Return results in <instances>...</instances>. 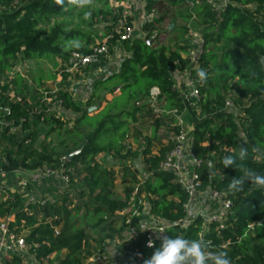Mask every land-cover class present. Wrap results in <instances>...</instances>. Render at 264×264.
Segmentation results:
<instances>
[{"label":"trees","instance_id":"obj_1","mask_svg":"<svg viewBox=\"0 0 264 264\" xmlns=\"http://www.w3.org/2000/svg\"><path fill=\"white\" fill-rule=\"evenodd\" d=\"M84 1L0 0V108L8 110L0 114V122L27 133L18 140L8 129L1 130L0 173L35 170L44 165L59 168L62 158L68 159L80 150L63 164L69 184L58 194V201L46 206L25 205L18 193L5 197L0 192V220L10 233L23 236L26 252L36 264H44L53 253L57 256L55 264H112L108 257H94L92 251L103 248L107 241L122 240L126 230L139 228L145 202L151 217L171 225L168 236L210 241V251L227 252L231 264H264V188L246 181L240 191L227 190L230 179L246 170L264 175V43L258 42L264 41V0H225L224 8L219 0H145L143 10L150 21L142 26L144 37L125 41H120L123 28L117 24L124 8L113 10L109 0H90L100 7L92 14L101 25L100 37L93 39L73 28L71 22L82 19L84 9H77ZM190 21L203 42L197 64L190 71L200 94L193 106L183 103L172 79L174 72H186L190 52L198 48L188 26ZM165 22L174 27L168 31ZM126 26H132L131 18L126 19ZM107 35L111 36L106 42L107 54L73 78L104 69L118 44L129 56L121 62L118 73L93 85L84 104L68 89L57 90L61 107L79 115L68 130L72 140L61 153L48 144L37 151L38 134L33 123L49 128L45 141L60 132L65 123L48 110L41 96L27 99L29 90L21 75L5 78L3 73L11 72L18 61H44L56 68L57 60L61 73L70 54H89L90 48L101 44ZM200 70L206 73L203 81L197 75ZM114 87L119 88L116 93ZM153 88L159 94L151 106ZM103 94L114 97L106 100ZM227 100L232 102L233 112L225 108ZM102 103L105 106L98 114H90L89 107ZM173 110L183 114L188 125L190 152L200 164L196 169L200 189L209 187L231 201L223 229L214 224L204 229L200 216L183 226L187 196L171 173L158 170L174 145L172 135L178 133V128H170L172 135L166 143L158 136L164 114ZM144 111L153 121L151 136L142 138L145 177L139 178L129 166L137 151L128 149L123 140L132 127H137V116ZM99 114L101 119L96 120ZM241 147L247 149L248 158L240 167L224 168L220 164L223 156ZM100 154L120 162L121 193L116 192V172L97 161ZM215 170L219 177L217 174L213 179ZM159 245L147 248L140 234L135 240L122 241L120 250L128 264H145ZM0 264L26 263L13 255L4 256Z\"/></svg>","mask_w":264,"mask_h":264},{"label":"built area","instance_id":"obj_2","mask_svg":"<svg viewBox=\"0 0 264 264\" xmlns=\"http://www.w3.org/2000/svg\"><path fill=\"white\" fill-rule=\"evenodd\" d=\"M219 6L221 8H224L226 6L225 0H219ZM112 0H109L110 7L112 8ZM114 8L123 6L122 4H118L114 2ZM124 7V6H123ZM128 10H125L123 13V16L118 21V27L123 28V34L121 35L120 41L125 40H131L133 39V27L126 26V19L130 18L127 16ZM197 37V42L201 46L203 44L200 36ZM111 38L110 35L105 36L103 42L101 44H98L95 47L90 48V53L87 55H82L80 53L74 52L70 54L69 56V62L65 64L64 69L60 74L64 76L65 75H71L72 73L80 72L82 68L87 66L88 64H94L97 63L102 55L107 54L108 48L106 45L107 40ZM197 44V43H196ZM192 50L190 52V62L188 64L187 70L185 72L186 76L183 82L182 88H180L181 97L183 99V103L186 105H195L200 100V94L199 90L197 88L195 80L191 77L190 71L195 68L197 64V58L191 57V55H194L198 53V56L200 55V47ZM10 78V77H9ZM159 94V91L157 88H153L150 91V97L149 102L151 106H154L156 102V97ZM42 100L46 103L48 106V110L50 112H54V106L58 105L61 106L59 99L57 98V90L50 92H42L41 94ZM225 108L227 110H233V104L231 101L227 100L225 102ZM8 110L6 108H0V114L7 113ZM233 112V111H232ZM168 114H171L175 117L176 123L173 125L172 128H178V133L173 134L172 138L174 141L173 147L165 154L164 158L161 160V162L158 165V170L162 172H168L171 173L174 177V182L181 188V190L184 192V194L187 196V202L183 205L184 210L187 213L186 217V225L184 223L183 226H187L191 220L196 217L200 216L204 219V226L206 229L207 226L210 224H214L219 227V229L224 228V220L226 216L229 214L232 204L231 201L222 193L216 192L211 190L209 187L207 189L209 191V198L212 199L214 202L217 203L216 209L211 212L207 217L204 216L202 213H198V215L193 216L191 219H187L190 217L188 215V212L190 211L191 205L193 202L199 198L200 201L203 197L204 193H200V179L196 172V169L200 166L197 159L192 155L190 151H188V147L190 146V138H189V130L188 125L185 122L183 114H179L176 110L167 112ZM8 129L9 133L11 135H16L18 133L19 127H14L10 123L6 122H0V130ZM187 159V161H185ZM67 158H62L60 161V167L59 168H51L48 166H42L39 167L33 171L31 170H17L10 173H0V192L4 194V196H8L10 192V188L6 186L2 180L3 176H12L17 180L18 184V194L23 197H28L27 202H24L26 204L34 205L38 204L39 206H46L49 203L53 201H58V196H48L46 193L44 196H36L34 195L33 188L37 185L46 184L49 186L48 189L52 188L53 186L50 185V181L53 179H58L60 183H62V186L64 190L66 189L67 185L69 184V178L68 175L65 174L64 163L67 162ZM63 190V191H64ZM62 191V192H63ZM31 192V193H30ZM61 192V193H62ZM23 193V194H21ZM23 200V199H22ZM204 208L202 209V211ZM190 220V221H189ZM260 224V223H259ZM171 228V225L165 222H156L150 226L147 227L145 231H142L141 233L134 232L132 235L133 237L128 240H135L138 235L143 234L145 237V245L147 248H153L160 240L157 238L160 235H167L168 230ZM253 226L249 227V230H252ZM164 232V233H159ZM54 234L58 235V230L54 229ZM153 241V246H148V241ZM17 253H27L26 252V244L24 241L23 236H17L15 234H12L7 229V224L2 221L0 224V260L4 256H13L17 255ZM20 257V256H18ZM21 258V257H20ZM97 258V257H96ZM94 258L92 257L90 261H92ZM47 261L44 262L46 264ZM37 263V262H36ZM35 263V264H36ZM112 264H128L120 263V262H113Z\"/></svg>","mask_w":264,"mask_h":264},{"label":"rangeland","instance_id":"obj_3","mask_svg":"<svg viewBox=\"0 0 264 264\" xmlns=\"http://www.w3.org/2000/svg\"><path fill=\"white\" fill-rule=\"evenodd\" d=\"M139 1L141 3L142 0H129V4L131 5V2L134 3L131 6V13L129 11H127V16L131 17V19L133 20L134 18L138 19L137 24L139 25L137 28L136 33L138 34H142V26L144 25V22H148L150 21V18L147 17L145 15V13H140V11L136 10L135 11V4H139ZM109 3V1H108ZM196 7V4H194ZM99 6L93 4L90 0H86L84 1L82 4L78 5V9L77 11H79L81 8H83V14H82V19L79 20H73L71 22V26L74 28L77 27V29L79 31H81L84 34H88L90 35L93 39L96 38L97 35V31H96V27L97 26H101L98 23L95 22V20H93L92 18V14L94 13V11H96L98 9ZM104 5L101 6V8H103ZM114 2L112 3V8H114ZM100 8V7H99ZM130 9V8H129ZM139 14V16H138ZM137 15V16H136ZM146 18V21H145ZM189 28L192 30L191 32L193 34H197L199 36V30L196 27V25L194 24L193 21L189 22ZM71 27V28H72ZM132 27L134 29V24H132ZM164 27L167 28L168 27V23L165 22ZM135 32V30H134ZM133 32V38L134 35L136 33ZM236 37H240L236 32H235ZM142 37H144L143 35H141ZM196 38L193 35V39ZM259 43H264V41H258ZM98 43H96L97 45ZM198 44V42H197ZM199 46V44H198ZM214 52L219 55V53L216 52V50H214ZM191 57H198V53L191 55ZM54 65L53 64H48V63H44V61L39 62L38 64L35 62H22V61H18L16 63L15 68H13V70L11 72H4L3 76L5 78H13L15 77L17 74L21 75L23 80L26 81V86L29 90V93L27 95V99H30L31 101L33 99H37L41 96L42 92H52L54 90H58L59 88H61L68 80V77H63L62 74H59L58 77H56V73L57 71L54 70ZM69 75V74H68ZM73 75V73L71 74ZM3 77V78H4ZM70 77V75H69ZM83 77V78H82ZM81 78L83 80L87 82L86 78L88 77V74H86L85 76H82ZM57 78V79H56ZM185 79V75H182V81ZM59 80V81H58ZM71 82H77L78 80L76 78H70ZM181 81V82H182ZM85 83V84H86ZM176 84V82H175ZM177 85V84H176ZM108 97L110 98V95H108ZM102 98V97H101ZM85 100V98H84ZM82 104H84L83 100H82ZM99 104V103H98ZM101 105H98L97 108H93L92 106L89 107V109H91V113L90 114H98L101 111ZM54 112L56 113L57 117L60 118L61 122L65 123L64 128L58 132L57 134H54L51 136L49 141H45V136L47 134V132L49 131V128L44 126L42 123H37L34 122L33 126H34V130L37 132L38 134V139L37 142L35 143V148L37 151H39L41 149V147H46L47 144L49 145V148H51L53 151L57 152V153H61L64 152L66 149V146L71 142L70 140V134L68 132L69 128L72 126V122L79 116L78 114H75L74 112L71 111H67L65 109H63L61 106L59 107L58 105L54 106ZM99 118V119H98ZM100 120L101 116L100 114L98 115V117L96 118V120ZM140 121V124L138 125V127H140L143 130V135H149L151 133V120L149 118H145L143 119L142 117H140V119H138ZM153 121V120H152ZM33 122V120H32ZM87 122V121H86ZM167 120L164 119V121H162L161 123V128H160V134L166 135L168 134V127H166L167 125ZM140 128L137 130V127H132L131 131H130V135L128 140V148H131L132 151H137V154L140 155V150L142 145L141 142V138L139 137V135L137 134V131H140ZM86 129V128H85ZM87 130V129H86ZM89 130V129H88ZM1 132V130H0ZM25 132L19 131L18 133H16L15 136H17L18 140H22L26 137ZM102 154L98 155L97 159L101 158L102 159V164L103 165H108L111 168H113L114 171H116L119 168V161L117 160V158L114 157H107L104 156L102 158L101 156ZM137 155V156H138ZM101 156V157H100ZM211 168H214V162L211 160ZM131 164H134V171L136 172V174L139 176L140 178V174L142 172V168H141V164L139 162V159L134 160ZM33 171V170H31ZM215 173L217 175V170H215ZM214 177V176H213ZM4 184L6 186H8L10 188V192L11 193H18V184H17V180L12 177V176H3L2 178ZM58 187H62V183H59L58 185H56ZM54 191H57V187H53ZM122 191V186L120 184V179L118 176V184H117V188H116V192L119 194ZM200 193H204L203 197H210L209 196V191L208 190H199ZM23 194V193H21ZM41 196V195H39ZM42 197V196H41ZM55 197V196H54ZM22 199L24 202H27L28 197H23ZM202 200V198H201ZM210 200V198H209ZM211 204V202H210ZM212 205V204H211ZM142 206H143V211H142V218L143 221L144 219H149V221L146 222V225H150V220H152L149 211H148V205L145 202H142ZM214 206V205H212ZM216 209V207H212L210 208L207 213L213 212ZM190 211L188 212L189 215ZM195 216V214L193 215ZM193 216L188 217L187 219H191L193 218ZM204 216H206L204 214ZM157 222V220L155 221ZM2 223V221L0 220V224ZM154 223V221H153ZM186 225V223H185ZM147 229L146 228H141L142 231H145ZM136 232L134 230H126L123 236L122 240H113V241H107L105 244H103V251L101 252V249L97 247V249L92 251V255L94 257H98V256H103V257H108L111 260H113V262H120V263H125L126 260L122 257V251L120 250V244L122 241L124 240H128L131 239L133 237V233ZM18 256L21 257V259L26 263V264H35L36 260L33 259L30 255H28L27 253H17ZM56 253H53L48 259L46 264H55L56 263Z\"/></svg>","mask_w":264,"mask_h":264},{"label":"crops","instance_id":"obj_4","mask_svg":"<svg viewBox=\"0 0 264 264\" xmlns=\"http://www.w3.org/2000/svg\"><path fill=\"white\" fill-rule=\"evenodd\" d=\"M144 2H145V0H142L141 1V3H140V1H139V4L137 5V4H135V11L136 10H138V11H140V13L142 14V13H144V10H143V7H144ZM134 3H132L131 2V5L129 4V0H126V2H124L123 3V6H121V7H123L124 8V11H123V13L125 12V10H128L130 13H131V6L133 5ZM130 8V9H129ZM146 15V14H145ZM137 16V15H136ZM138 16H139V14H138ZM131 18V17H130ZM145 21H146V18H145ZM137 22H138V19L137 18H134L133 20H132V24H134V30H135V32L134 33H136V31H137V28H138V24H137ZM145 23V22H144ZM168 27H169V23H168ZM168 27H167V30H168ZM174 27V26H173ZM96 31H97V35H99V37L102 35V33H103V31L101 30V26H97L96 27ZM169 31V30H168ZM142 32V31H141ZM96 35V36H97ZM141 35H143L144 36V34H143V32H142V34H138V33H136L135 35H134V38H142V36ZM195 37L196 36H198L196 33L195 34H193ZM193 42L194 43H197V37L196 38H194L193 39ZM129 56V53L125 50V49H123V47L120 45V44H118V45H116L114 48H113V53L111 54V56H110V58H109V60H108V62H107V64H106V66H105V68L104 69H102V70H96V71H93V72H91V73H88V77L86 78V80H87V82L88 83H86V81L85 80H83L81 77L79 78V79H77L78 81L77 82H71L70 81V78H71V76L72 75H70V77H68L67 78V82L62 86L63 88H66V89H68L71 93H72V95L74 96V99L76 100V101H78L79 103H82V100H83V102H85L86 101V99L89 97V95L92 93V87H93V85L96 83V82H98V81H102V80H104V79H106L107 77H109V76H111L112 74H115V73H118L119 72V70H120V66H121V62L125 59V58H127ZM57 63H58V66H61L60 64V61L59 60H57ZM58 66L54 69L55 71H57V73H56V77H58V75L60 74V71L61 70H59V68H58ZM58 68V69H57ZM75 74V73H74ZM73 74V75H74ZM185 75L186 76V74H185V72H174V74L172 75V79H173V82H174V84H175V82H176V84H175V87L176 88H178L179 90H180V88H182V84H183V82H184V80L182 81V75ZM86 75V74H85ZM85 75H83V76H85ZM22 77V76H21ZM73 78V77H72ZM57 79V78H56ZM59 81V80H58ZM182 81V82H181ZM86 83V84H85ZM115 88H117V89H115ZM60 89V88H59ZM119 90V88L118 87H114L113 88V91L116 93L117 91ZM108 95L109 94H103L102 95V97L104 96V98L106 99V100H111L114 96L113 95H110V98L108 97ZM84 98H85V100H84ZM97 105L98 104H95V106L97 107ZM101 105V104H100ZM102 107V109H103V107L105 106V104L104 103H102V105H101ZM101 109V110H102ZM146 112L144 111V112H141V113H139L138 114V116H137V118L138 119H140V117H142L143 119H147V118H149L150 120H151V126H152V118H150V117H146ZM165 116L163 117V121H164V119L165 120H167V126L166 127H168V134H166V135H161L160 134V132L162 131H159L158 132V136L159 137H162L163 139V141H165V142H163V143H166V140H168V137H171V135H172V133H170V128H172L173 127V125L176 123V120H175V117L173 116V115H171V114H168V113H165L164 114ZM140 124V121H138V125ZM138 125H137V127H138ZM140 127H138V129H139ZM137 129V130H138ZM132 132V131H131ZM151 132H152V130H151ZM139 133H140V135H139V137L141 138V142H142V147H141V150H142V148L144 147V144H143V141H142V138H143V136L144 137H150L151 136V133L149 134V135H143V130L140 128V131H139ZM129 138V136L128 137H126V138H124V140H123V142H124V144L127 146V148H128V139ZM128 149H131V148H128ZM141 150H140V152H141ZM188 151H190V146L188 147ZM102 156V158L104 157V155L102 154L101 155ZM100 156V157H101ZM107 157H110V156H107ZM112 157V156H111ZM137 159H139V162H140V164H141V168H142V172H141V178H144L145 177V174H144V171H143V165H142V160H141V154L140 155H138L136 158H134L133 160H131V162L129 163V166H131L132 168H133V170H134V167H135V165L134 164H131L134 160H137ZM97 161L100 163V164H102V159L101 158H99V159H97ZM185 161H187V159L185 160ZM103 165V164H102ZM119 165H120V162H119ZM118 165V166H119ZM104 166H106V165H104ZM106 167H108V168H111L110 166H106ZM136 168V167H135ZM113 169V168H112ZM116 172V176H117V183H118V176H119V174H120V172H119V168L115 171ZM217 174H218V177H219V173H218V171H217ZM210 175L211 176H213V174L212 173H210ZM217 176H216V173L214 174V178L213 179H216V178H218ZM50 185H52L53 187H57V191H54L52 188H50V189H48L49 188V186L48 185H46V184H41V185H37V186H35L34 188H33V194L34 195H36V196H39V195H41V196H44L46 193H48V194H46V195H48V196H58V194L60 195L61 194V192L64 190V188H63V186L62 187H58V186H56V185H58L59 183H60V181L58 180V179H53V180H51L50 182ZM31 193V192H30ZM210 202H211V204L212 205H214V206H212L211 204H210ZM217 206V203L216 202H214L212 199L211 200H209V198L208 197H202V201H200L199 200V198L198 199H196L194 202H193V204L191 205V208H190V213H189V215L190 216H193L194 214L195 215H198V213L200 214V213H202V214H205L206 215V217L211 213H207V211L210 209V208H212V207H216ZM204 208V210L202 211V209ZM152 220H150V225H152V224H154V223H156L155 221L157 220V219H155V218H151ZM147 221H149V219L147 218V219H144V221H143V219L141 220V223H140V227L139 228H137V229H134V231H136V233H141L142 232V230H141V228H146V227H148V226H150V225H146V222ZM153 221H154V223H153ZM190 221V220H189ZM157 222H160V220H157Z\"/></svg>","mask_w":264,"mask_h":264},{"label":"clouds","instance_id":"obj_5","mask_svg":"<svg viewBox=\"0 0 264 264\" xmlns=\"http://www.w3.org/2000/svg\"><path fill=\"white\" fill-rule=\"evenodd\" d=\"M197 75L201 81L206 78L204 70H200ZM247 158V149L241 147L238 152L224 155L220 164L224 168L240 167ZM246 181L264 188V175L249 169L242 176L230 179L227 190L229 192L240 191ZM157 238L160 240V245L151 257L145 261V264H231L227 252L210 251L212 247L210 241L203 239L189 240L181 236L172 237L168 235H160ZM148 246L152 247L153 241L149 240Z\"/></svg>","mask_w":264,"mask_h":264},{"label":"water","instance_id":"obj_6","mask_svg":"<svg viewBox=\"0 0 264 264\" xmlns=\"http://www.w3.org/2000/svg\"><path fill=\"white\" fill-rule=\"evenodd\" d=\"M173 26H174L173 24H170L169 27H168V30L170 31L173 28ZM147 44L150 45L151 44V41H148ZM115 89H117V88H115ZM90 111H91V109H89V112ZM79 151L80 150H78V151H76V152L71 153L70 155H68V159L71 158L74 154L78 153Z\"/></svg>","mask_w":264,"mask_h":264}]
</instances>
